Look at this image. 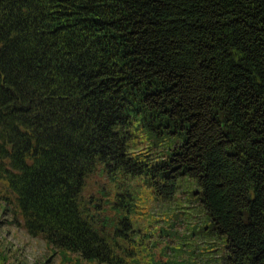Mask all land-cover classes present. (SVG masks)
<instances>
[{
  "label": "trees",
  "instance_id": "16d2710c",
  "mask_svg": "<svg viewBox=\"0 0 264 264\" xmlns=\"http://www.w3.org/2000/svg\"><path fill=\"white\" fill-rule=\"evenodd\" d=\"M96 170L162 201L190 183L206 221L186 233L264 264V0H0L5 212L77 262L128 264L135 197L101 219Z\"/></svg>",
  "mask_w": 264,
  "mask_h": 264
},
{
  "label": "rangeland",
  "instance_id": "374dc122",
  "mask_svg": "<svg viewBox=\"0 0 264 264\" xmlns=\"http://www.w3.org/2000/svg\"><path fill=\"white\" fill-rule=\"evenodd\" d=\"M137 141L142 146L146 145L142 132L138 133ZM194 190L196 188L190 183L183 182L175 197L162 201L151 193L141 178L121 175L112 180L96 170L86 181L82 196L86 200H100L103 209L100 218L113 220L115 194H133L136 207L133 208L134 214L128 216L135 234L130 249L133 256L127 259L128 264H172L173 259L176 264H220L225 237L213 232L207 236L198 232L190 235L189 231L206 221L198 201L195 202L199 196L190 194ZM3 196L8 194L0 183V264H84L77 262L69 252L47 246L39 237H29L20 226L19 218L13 215V205H10V211L5 212ZM166 220L176 226L181 222L177 227L178 233L167 227ZM155 221L161 222L157 224ZM160 227L164 228L163 233L159 231ZM186 228L189 233H186Z\"/></svg>",
  "mask_w": 264,
  "mask_h": 264
}]
</instances>
